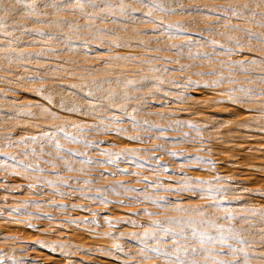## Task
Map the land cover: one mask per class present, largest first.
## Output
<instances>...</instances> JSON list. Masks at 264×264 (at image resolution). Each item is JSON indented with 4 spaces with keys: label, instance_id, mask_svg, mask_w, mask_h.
Masks as SVG:
<instances>
[{
    "label": "rangeland",
    "instance_id": "obj_1",
    "mask_svg": "<svg viewBox=\"0 0 264 264\" xmlns=\"http://www.w3.org/2000/svg\"><path fill=\"white\" fill-rule=\"evenodd\" d=\"M166 217L215 240L182 260L264 264V0H0V264H171Z\"/></svg>",
    "mask_w": 264,
    "mask_h": 264
},
{
    "label": "snow or ice",
    "instance_id": "obj_2",
    "mask_svg": "<svg viewBox=\"0 0 264 264\" xmlns=\"http://www.w3.org/2000/svg\"><path fill=\"white\" fill-rule=\"evenodd\" d=\"M62 2H64V0H62ZM81 2L82 3H87V4L91 5V6H95V0H81ZM148 2L155 3V0H148ZM161 7H163V6H161ZM163 10H165V11H175V9H172V8H165ZM229 10L232 11L233 15H238V12H237L236 9L230 8ZM121 11H123V9H121ZM133 11H136V10L133 9ZM210 43L216 44V41H210ZM236 43L239 44V41H236ZM221 47H224V46L221 45ZM226 51L230 53V52L233 51V49L232 48H226ZM218 82L219 81H213V83H218ZM129 83H132V82L129 81ZM36 91H40V89H37ZM29 115H31V114H29ZM123 115L127 116L130 120L135 121V117L132 116L131 113H126L125 112V113H123ZM112 119L115 120L116 117H113ZM144 123L147 124L148 122L145 121ZM75 127H79V126H75ZM105 130L109 131V129H105ZM59 131H63V129H59ZM110 131H113V132H116L117 134H119V133L125 131V129H123V128H115V129H110ZM52 135H54V133ZM65 135L68 136L70 139H73V140L76 139V137L72 136V134H70V133H66ZM40 136L42 138H46L49 143H56L57 149H59L61 147V145L58 142H55V141L52 140V136H50L48 133L42 132V133H40ZM23 139L36 140L37 137L36 136H31V137H24ZM129 139L130 140H139L140 137L139 136H131V137H129ZM88 143L90 144L91 142H88ZM155 147L162 148V145H156ZM68 151H72V150H68ZM164 151H167V150L164 149ZM128 152H129V150H126V149L125 150H121L120 152H117V153H111V152L105 150L103 152V155H104L105 160H106L107 163L114 164L116 162L117 158L123 157ZM5 155H7V154H5ZM170 155L175 156V155H177V153L173 152V153H170ZM195 159L197 161L204 160L209 165H212V164L215 163L210 158L195 157ZM89 162H91V161H89ZM26 167H31V165H28ZM124 171H126V170H124ZM165 171H167L166 166H165ZM193 182L194 183H199V184L205 183L204 181H200V180H198L196 178H193ZM194 183H188V184L185 185V187H183L181 189H176V191H180V192H184V191L202 192V191H204L203 188H195L194 187ZM30 187H31V185H30ZM120 187L124 188L125 186L123 184H121ZM109 188L111 190H113V191L115 190L111 185L109 186ZM169 190H171V189H169ZM228 190L229 189L227 187H225L224 185H220L219 187H217L214 190L215 195H213L211 198L214 200L215 203L219 204V203H221V197ZM158 199L160 201H163L166 198L165 197H159ZM77 207H79V206H77ZM177 210L178 211H193V212L200 213V215L203 216V213L200 212V207L199 206L191 208V209H185V208H182V207H180L178 205L177 206ZM145 211H147V210L145 209ZM226 216H227L228 219H237V218L244 219L243 216L237 217L231 212L226 213ZM201 222L208 223V224H213V227L217 230L218 235L220 237V243L227 245V247L229 249H231L232 252H237V251L243 252L244 251L243 248H239V249L234 248L226 239H224L226 234L231 233V229L230 228L227 230V233H226L224 225H220V224L214 223L212 221H201ZM151 223L155 227L152 230H146L143 233V239H141L140 242L144 245L145 248L151 247V251L152 252H155V253H158V254H161V255H164V256H175V259L171 262V264H199V262L197 260H195V259L182 260L180 258V253L187 254L189 252H191V253H196L197 252V248L196 247L187 248V247H184L183 245H181L179 243L180 239H186L187 236L189 235V233L186 231V229H189V228L191 229V232H190L191 236H194V237L195 236H199V239L201 241V244H200L201 248H203V244H204L205 240H208L209 242H212L213 244L215 243V240H213L212 237L208 236L206 232L200 231V230L196 229L193 226L194 222L192 221L191 218H188L186 220H181V219L175 218V217H166L165 218V222H161L159 220H156V221H152ZM173 223H175L176 225H179V227L174 228V227L169 226V225H171ZM29 227H31V225H29ZM161 237H171V238H173V249H174V251L168 252L164 247H158V246L157 247H152V246H150L147 243L148 239H159ZM234 239L237 242H240V243L244 242L243 238L240 237L239 235L234 236ZM114 247H117V246L114 245ZM0 259H3V257H0ZM214 264H239V262L238 261H228V260H214Z\"/></svg>",
    "mask_w": 264,
    "mask_h": 264
}]
</instances>
